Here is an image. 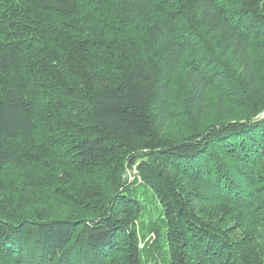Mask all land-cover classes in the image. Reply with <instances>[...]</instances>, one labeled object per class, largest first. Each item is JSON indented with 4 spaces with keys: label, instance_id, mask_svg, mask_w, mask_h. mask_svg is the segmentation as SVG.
I'll return each instance as SVG.
<instances>
[{
    "label": "trees",
    "instance_id": "1",
    "mask_svg": "<svg viewBox=\"0 0 264 264\" xmlns=\"http://www.w3.org/2000/svg\"><path fill=\"white\" fill-rule=\"evenodd\" d=\"M0 264H264V0H0Z\"/></svg>",
    "mask_w": 264,
    "mask_h": 264
},
{
    "label": "rangeland",
    "instance_id": "2",
    "mask_svg": "<svg viewBox=\"0 0 264 264\" xmlns=\"http://www.w3.org/2000/svg\"><path fill=\"white\" fill-rule=\"evenodd\" d=\"M129 180L130 181H135L137 179L136 177V170L135 169H131L129 172Z\"/></svg>",
    "mask_w": 264,
    "mask_h": 264
}]
</instances>
